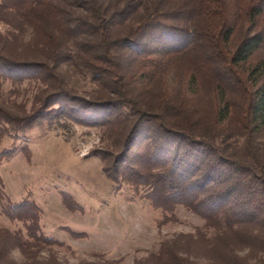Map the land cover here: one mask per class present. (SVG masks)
Instances as JSON below:
<instances>
[{
  "label": "trees",
  "instance_id": "obj_1",
  "mask_svg": "<svg viewBox=\"0 0 264 264\" xmlns=\"http://www.w3.org/2000/svg\"><path fill=\"white\" fill-rule=\"evenodd\" d=\"M0 24V144L45 120L104 127L94 154L115 189L204 220L132 264H264V0H0ZM0 208L17 224L0 264H65L33 198L0 181Z\"/></svg>",
  "mask_w": 264,
  "mask_h": 264
},
{
  "label": "rangeland",
  "instance_id": "obj_2",
  "mask_svg": "<svg viewBox=\"0 0 264 264\" xmlns=\"http://www.w3.org/2000/svg\"><path fill=\"white\" fill-rule=\"evenodd\" d=\"M64 74L75 87H87L73 68ZM27 83L21 84L18 102L27 97L32 101V86ZM106 140L104 127L61 119L42 121L17 138L6 135L0 144L15 150L0 162L6 194L16 201L29 195L39 205L43 233L63 244L49 248L61 262L132 264L175 234L204 228V220L182 205L169 216L161 215L150 207L141 188L122 184L115 189L102 170V160L94 154ZM63 193L75 202L74 211L66 207ZM16 226L0 208V228L13 231ZM41 254L47 257L48 250ZM9 255L16 261L25 260L17 248Z\"/></svg>",
  "mask_w": 264,
  "mask_h": 264
}]
</instances>
